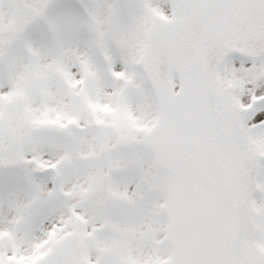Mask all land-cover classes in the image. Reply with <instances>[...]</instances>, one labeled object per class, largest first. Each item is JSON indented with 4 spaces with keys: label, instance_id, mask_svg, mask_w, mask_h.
<instances>
[{
    "label": "snow or ice",
    "instance_id": "6c2138e0",
    "mask_svg": "<svg viewBox=\"0 0 264 264\" xmlns=\"http://www.w3.org/2000/svg\"><path fill=\"white\" fill-rule=\"evenodd\" d=\"M0 264H264V0H0Z\"/></svg>",
    "mask_w": 264,
    "mask_h": 264
}]
</instances>
